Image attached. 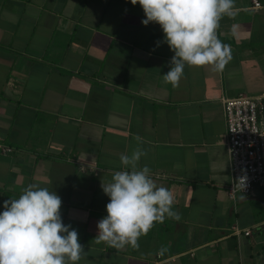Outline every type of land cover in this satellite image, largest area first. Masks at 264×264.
<instances>
[{"label":"crops","instance_id":"0c3cea01","mask_svg":"<svg viewBox=\"0 0 264 264\" xmlns=\"http://www.w3.org/2000/svg\"><path fill=\"white\" fill-rule=\"evenodd\" d=\"M261 2L234 0L221 19L223 71L186 65L173 87L162 79L173 53L138 4L0 0V147L12 150L0 148V210L30 184L56 192L84 247L78 264H264V190L230 199L222 106L264 98ZM135 136L146 152L138 166L172 191L179 219L117 249L94 239L109 200L101 182L122 170Z\"/></svg>","mask_w":264,"mask_h":264},{"label":"clouds","instance_id":"9594fccd","mask_svg":"<svg viewBox=\"0 0 264 264\" xmlns=\"http://www.w3.org/2000/svg\"><path fill=\"white\" fill-rule=\"evenodd\" d=\"M130 2L142 8L144 26H160L162 42L173 53L169 71L162 75L165 84L176 87L186 65L223 71L231 50L218 38L217 29L222 18L235 15L234 0ZM134 139L137 147L119 157L122 170L115 171L108 182H101L109 200L105 206L107 215L97 222L94 239L117 249L138 247L139 238L166 216L179 219V213L173 210L172 191L157 186L149 166H138L146 152L141 147L142 139ZM241 181L245 187V178L238 182ZM61 205L56 192L35 184L28 185L18 198L6 200L0 210V264H78L84 247L78 232L63 223Z\"/></svg>","mask_w":264,"mask_h":264},{"label":"built area","instance_id":"2783aa9c","mask_svg":"<svg viewBox=\"0 0 264 264\" xmlns=\"http://www.w3.org/2000/svg\"><path fill=\"white\" fill-rule=\"evenodd\" d=\"M256 10H262L261 0H251ZM228 128V153L232 170L229 192L231 200L237 195L254 196L264 190V98H251L244 94L222 101ZM3 153L12 150L0 147ZM245 178L243 182H238ZM246 236L250 232L245 233Z\"/></svg>","mask_w":264,"mask_h":264}]
</instances>
